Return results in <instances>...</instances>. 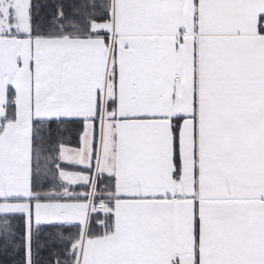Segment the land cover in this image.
<instances>
[{"label":"snow or ice","instance_id":"obj_1","mask_svg":"<svg viewBox=\"0 0 264 264\" xmlns=\"http://www.w3.org/2000/svg\"><path fill=\"white\" fill-rule=\"evenodd\" d=\"M37 8L0 0V252L264 264V0Z\"/></svg>","mask_w":264,"mask_h":264},{"label":"trees","instance_id":"obj_2","mask_svg":"<svg viewBox=\"0 0 264 264\" xmlns=\"http://www.w3.org/2000/svg\"><path fill=\"white\" fill-rule=\"evenodd\" d=\"M60 2L61 0H33V3L38 6L37 11L40 17H43V13L46 8H49V17H51L53 12L56 10V5ZM63 3L67 5L72 3V0H63ZM70 130L71 128L67 133H65L66 139L74 137L75 135V133H72L73 131ZM42 239H44V237H42ZM39 259L41 260V264H49V262H51V264H55V257L50 256L47 249L41 252V256ZM18 260L19 257L14 256L11 251L7 255H5L3 252H0V264H14V261Z\"/></svg>","mask_w":264,"mask_h":264},{"label":"rangeland","instance_id":"obj_3","mask_svg":"<svg viewBox=\"0 0 264 264\" xmlns=\"http://www.w3.org/2000/svg\"><path fill=\"white\" fill-rule=\"evenodd\" d=\"M49 13H50L49 8H46V10H44L43 17H40V18L43 19V18H45V16L49 17ZM70 131H73V130L71 129ZM72 133H74V131ZM73 144H74V142H73Z\"/></svg>","mask_w":264,"mask_h":264}]
</instances>
